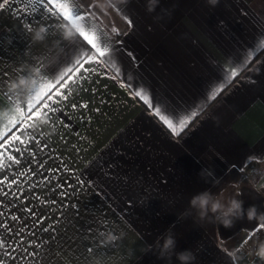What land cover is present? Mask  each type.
I'll use <instances>...</instances> for the list:
<instances>
[{
  "label": "crops",
  "instance_id": "1",
  "mask_svg": "<svg viewBox=\"0 0 264 264\" xmlns=\"http://www.w3.org/2000/svg\"><path fill=\"white\" fill-rule=\"evenodd\" d=\"M61 2L87 17L90 34L107 33L121 76L108 78L113 67L108 76L75 73L74 83L59 89L69 97L54 96L55 111L39 105L48 125L0 121V141H8L0 147V239L11 253L0 249V259L179 264L175 255L159 258L156 247L174 225L176 251L190 249L193 264H252L264 230L246 212L255 206L264 213V171L245 168L264 160V0H219L214 7L207 0H158L154 11L149 0ZM33 8L30 0H9L0 9V108L14 103L9 84L31 67L55 83L84 51L77 36L62 39L66 21ZM39 25L47 36L34 42L29 29ZM234 66L239 75L209 102L222 70ZM136 90L168 114L187 118L197 106L201 114L173 135ZM222 188L243 201L244 218L232 227L200 221L195 212L178 219L192 195ZM102 232L117 239L104 242Z\"/></svg>",
  "mask_w": 264,
  "mask_h": 264
},
{
  "label": "snow or ice",
  "instance_id": "2",
  "mask_svg": "<svg viewBox=\"0 0 264 264\" xmlns=\"http://www.w3.org/2000/svg\"><path fill=\"white\" fill-rule=\"evenodd\" d=\"M30 2L34 5V11L43 9L49 14L61 17L63 21H66L68 25H71L77 33L76 36L83 42L84 51L78 55V58L74 60V63L71 67H67L66 70L60 73L55 83H52L51 81L47 83L45 95L39 101H34L28 104L27 110L22 112L20 121L34 120L41 112L39 107L41 103L43 104V108L47 109L49 112L55 111V108L53 107L54 96L56 99H60L61 102L63 98H68L69 92L67 89L64 91L63 96L59 89L64 88L68 81H73V76L75 73H80L81 70L90 74H103L108 76L107 68L113 67L115 74L109 76L108 78L117 79L121 76L119 68L115 67V61L110 56L111 45L109 43V37L107 36V33L99 32V35L90 34V22L88 21L87 17L76 12L74 8L69 6L68 2H61V0H30ZM8 4L9 0H0V9L5 8V6ZM81 21H84L85 23L82 24ZM127 23L131 25L130 20H127ZM112 31L118 35V30L112 29ZM259 46L264 47V38L259 41ZM253 56L254 52L252 50L248 51L245 57V63L250 62ZM89 62L94 64L95 67H86ZM222 71L224 72V80L219 85H217L213 91H211L209 102L218 96L223 88L227 86V83H230L231 80L235 79L239 75V70L235 66L230 70L224 69ZM81 79L86 80L88 77L81 75ZM134 95L139 97L147 104L149 109L152 111V114L158 117V122H162L163 126H165L166 129L169 130L173 135H179L180 132L186 128L192 122V120L200 115L202 111V108L197 106L194 110L185 114L187 118H180L175 114H168L162 109L158 102L153 104L150 94L146 91L142 92V90H136ZM44 101H48V103H44ZM20 121L13 119L9 123L13 126H17ZM12 139L19 141L20 137L14 136ZM7 142L8 141L6 139L0 141V147H3V145ZM3 183L4 181H0V185ZM11 183L15 184L16 182L13 180ZM2 191L3 189L0 188V192ZM4 194L7 195L9 193ZM0 215H2V213H0ZM260 230H264V225L260 226ZM45 231H47V229H45ZM8 247L9 246L7 245L6 241L0 239V249L5 250L3 253L5 256L11 255V253L7 251ZM0 264H5L3 259H0Z\"/></svg>",
  "mask_w": 264,
  "mask_h": 264
},
{
  "label": "clouds",
  "instance_id": "3",
  "mask_svg": "<svg viewBox=\"0 0 264 264\" xmlns=\"http://www.w3.org/2000/svg\"><path fill=\"white\" fill-rule=\"evenodd\" d=\"M126 2V0H124ZM210 6H216L219 0H207ZM158 0H149V11H154ZM79 26V25H78ZM34 42H42L46 39L47 29L43 25L30 28ZM62 39L71 42L77 33L71 25H64L62 30ZM49 81L41 77V70L38 67H31L27 75H20L9 84V91L14 97V103L8 107L0 108V121L10 122L13 119L21 118L22 112L26 111V105L31 102L39 101L45 95V88ZM49 114L41 111L34 119L33 126L40 127L49 124ZM229 187L238 188L236 182H230ZM227 188H222L218 193H212L210 190H204L195 193L189 200V208L180 214L178 219L186 218L195 212L200 221L208 220L222 224L225 228L232 227L238 219H243L245 212L243 201L238 199L239 192L234 195H227ZM248 221H257L259 225H264V213L258 214L255 206H251L246 212ZM174 226V225H173ZM171 226V227H173ZM171 227L163 237L162 243L158 239L156 247L159 250V258L166 259L175 255L179 264H193L196 256L189 249L177 252V238L171 233ZM104 237V242H110L117 237L112 233H100ZM257 257L264 260V241H258L255 247Z\"/></svg>",
  "mask_w": 264,
  "mask_h": 264
},
{
  "label": "trees",
  "instance_id": "4",
  "mask_svg": "<svg viewBox=\"0 0 264 264\" xmlns=\"http://www.w3.org/2000/svg\"><path fill=\"white\" fill-rule=\"evenodd\" d=\"M248 170L264 171V160L258 162H250L245 168V171Z\"/></svg>",
  "mask_w": 264,
  "mask_h": 264
},
{
  "label": "built area",
  "instance_id": "5",
  "mask_svg": "<svg viewBox=\"0 0 264 264\" xmlns=\"http://www.w3.org/2000/svg\"><path fill=\"white\" fill-rule=\"evenodd\" d=\"M255 249L252 252V256H251V263L252 264H264V260H261L259 257H257L255 254Z\"/></svg>",
  "mask_w": 264,
  "mask_h": 264
}]
</instances>
